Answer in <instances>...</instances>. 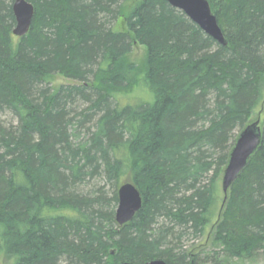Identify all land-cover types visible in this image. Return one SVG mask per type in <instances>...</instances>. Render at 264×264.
<instances>
[{"label": "trees", "instance_id": "1", "mask_svg": "<svg viewBox=\"0 0 264 264\" xmlns=\"http://www.w3.org/2000/svg\"><path fill=\"white\" fill-rule=\"evenodd\" d=\"M29 1L16 36L14 0H0V264H202L203 243L185 240L204 237L229 258L264 250V128L219 190L264 103V0H208L226 45L166 0ZM54 74L74 82L55 91ZM140 82L152 98L120 104ZM127 173L142 206L119 225L102 182Z\"/></svg>", "mask_w": 264, "mask_h": 264}, {"label": "water", "instance_id": "2", "mask_svg": "<svg viewBox=\"0 0 264 264\" xmlns=\"http://www.w3.org/2000/svg\"><path fill=\"white\" fill-rule=\"evenodd\" d=\"M171 6L183 11L188 18L196 23L207 35L226 45L222 28L217 16L212 11L208 0H166ZM13 12L16 25L13 34L24 36L29 33L35 7L29 0H14ZM263 136L259 121L247 125L236 137L234 145L229 153L228 162L222 177V189L227 194L233 182L246 167L249 159L257 151ZM142 206V195L132 182L122 184L118 190V206L115 212V220L119 225L128 223ZM121 264H132L124 262ZM144 264H168L162 259H153ZM196 264V263H190Z\"/></svg>", "mask_w": 264, "mask_h": 264}, {"label": "rangeland", "instance_id": "3", "mask_svg": "<svg viewBox=\"0 0 264 264\" xmlns=\"http://www.w3.org/2000/svg\"><path fill=\"white\" fill-rule=\"evenodd\" d=\"M124 28V25L121 22L117 23L114 28L115 29H119V28ZM147 56H148V49L145 45L140 44L139 42H135L134 46H133V50L129 56V60L135 62L140 70V73H143L144 70L146 69V60H147ZM142 76V74H141ZM49 81V85L51 87L54 88V90L56 91L61 85H66V84H73L74 81H72L71 79L67 78L66 76H64L63 74H54L49 76L48 78ZM152 98V95L150 93V91L144 87L143 84H141L139 86H133L131 89H129V91H122L120 93L117 94V100L120 102V104H136L142 101H148ZM262 110L260 111V108H258L255 113L252 115L251 118V123L255 122V121H259V126L262 128H264V103L261 106ZM5 118L7 119V121H11L13 118V116L11 114H7L5 116ZM126 182H131L129 180V173L123 175L122 177H120V180L118 182V184L116 182L110 183V182H102L105 185V191L107 192V194L109 196H113L114 193L116 192V194L118 195V190L120 188V186ZM219 190L221 192V196H223V189H222V177L219 180ZM118 203L115 204V210L117 209ZM186 244L188 246H190L191 244L195 243L198 244L199 242L203 243V246L205 247L204 249V254L202 255L204 258H206V262H203L202 264H212L215 260H217L215 258L214 260V256L218 257V255H214V252L216 250H218L219 252L221 247L218 246H214L212 243H210V240L206 239L204 237L203 238H189V240H185ZM114 253V252H112ZM220 258L221 260L219 261V264H264V250L258 252L257 255H255L254 257L250 258V259H239V258H229L227 257L226 254L224 253H220ZM6 264V263H3Z\"/></svg>", "mask_w": 264, "mask_h": 264}]
</instances>
